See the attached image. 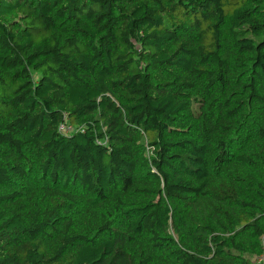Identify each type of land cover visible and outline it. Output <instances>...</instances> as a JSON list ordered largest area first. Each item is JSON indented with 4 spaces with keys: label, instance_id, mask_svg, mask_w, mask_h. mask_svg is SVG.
<instances>
[{
    "label": "trees",
    "instance_id": "trees-1",
    "mask_svg": "<svg viewBox=\"0 0 264 264\" xmlns=\"http://www.w3.org/2000/svg\"><path fill=\"white\" fill-rule=\"evenodd\" d=\"M263 254L264 0H0V264Z\"/></svg>",
    "mask_w": 264,
    "mask_h": 264
},
{
    "label": "built area",
    "instance_id": "built-area-1",
    "mask_svg": "<svg viewBox=\"0 0 264 264\" xmlns=\"http://www.w3.org/2000/svg\"><path fill=\"white\" fill-rule=\"evenodd\" d=\"M60 129H61L63 132L68 133V132H70L73 128H72L71 125H62V126H60ZM256 261H257L258 263H262V264H264V254H263V255H260L259 257H257V258H256Z\"/></svg>",
    "mask_w": 264,
    "mask_h": 264
}]
</instances>
